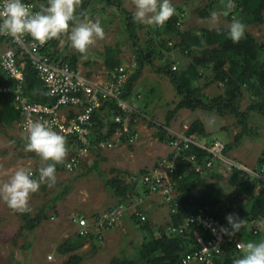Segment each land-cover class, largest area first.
<instances>
[{"label": "rangeland", "instance_id": "rangeland-1", "mask_svg": "<svg viewBox=\"0 0 264 264\" xmlns=\"http://www.w3.org/2000/svg\"><path fill=\"white\" fill-rule=\"evenodd\" d=\"M120 1L128 12L134 14L133 0ZM172 2L179 7H187V15L181 27L183 31L189 28L229 29L231 22L224 18L221 8L215 11L217 14L215 24L211 22V17L202 19L194 12L196 8L204 5L206 0L189 2L172 0ZM99 3L98 0L90 2L84 9V14L89 20H98L101 23L105 30L104 38L102 40L97 38L86 53H80L74 49L69 38L59 48L66 47L67 52L75 56V63L80 66V69H86L87 66L94 67L92 74L89 75L96 74L99 78H104L105 72L108 71V65L104 64L106 48H111L113 53L118 52L122 64L127 65L134 61V50L126 31L125 18L118 13L115 6H110L103 11ZM81 10L79 6L78 16ZM136 24L139 46L142 49L157 48L154 50L153 60L154 64L158 65L160 56L158 52H163V55L166 52L158 48L160 42L149 41L153 37L157 39L155 26L139 22ZM247 30L258 42L264 43V23L260 26H250ZM178 41V39L174 40L175 43ZM169 52L170 57L171 54L173 55L171 60L179 63L176 71H184L192 62V59L181 53L178 48H172ZM97 71L101 72L97 73ZM212 79L209 72H204L197 81L193 82L194 87L200 88L203 100L223 95L225 92V87ZM249 98L250 96L246 93L241 102L242 110L249 105ZM179 100L176 90L165 74L156 73L151 67H144L138 82L137 93L127 100L136 113L134 126L138 132V137L130 146L113 141L115 146L110 149L91 151L75 174L61 171L56 174V183L51 187L47 183L41 184L39 190L31 195L25 211L13 210L3 199H0V264H65L71 254L61 255L57 248L66 238L74 235L72 218L100 213L116 203L105 189L103 177L105 175L110 177L111 170H115L121 173L124 182L127 183L130 174L151 170L159 161L167 159L172 148L167 143L159 141L154 134L155 128L151 124H163L167 113L176 107ZM194 121L202 122L207 138L216 135L224 145L231 143L235 134L240 131V126L231 115L221 116L214 111L192 112L185 109L175 114L169 130L183 132ZM248 127L249 132L246 138L226 157L248 167H254L264 149V116L255 112L249 113ZM7 132L9 134H5L0 127V184L5 182L18 167L31 169L41 167V163L37 160L20 156L17 151H14L10 136L18 134L17 127L13 133ZM94 162H97L96 167ZM218 169L217 174H222V168L218 167ZM218 183L225 197L222 206L234 208L244 203L247 196L241 189L234 190L229 187L222 176ZM141 208L146 214V220L154 228L164 226L168 220V209L158 197L147 198L141 203ZM41 209L44 211V218L40 224L32 231L25 229L23 227L25 220L36 216ZM257 229V236L246 239L247 242L264 240V221L259 223ZM143 236L130 219L122 220L115 228L105 232L103 240L85 243L76 251V254L82 257L80 264H108L113 258L120 257L122 253L132 255L133 246L136 247ZM48 255L52 256L51 260L47 259Z\"/></svg>", "mask_w": 264, "mask_h": 264}, {"label": "trees", "instance_id": "trees-1", "mask_svg": "<svg viewBox=\"0 0 264 264\" xmlns=\"http://www.w3.org/2000/svg\"><path fill=\"white\" fill-rule=\"evenodd\" d=\"M24 1L35 4L37 8L47 6V0ZM92 1L86 0L80 4L82 10L79 16L81 13L84 14V9ZM189 1L192 0H185V2ZM98 2H100L99 6L103 11L107 10L110 6H115L118 9V13L125 18L126 31L129 39L132 41L136 67L124 86L121 98L127 101L132 96L144 67H151L156 73L165 74L171 81L180 100L176 107L167 113L163 124H151L155 128V136L160 142L168 144L167 129H170L175 114L180 110L185 109L192 112L204 110L208 112L214 111L221 116L231 115L240 126V131L235 134L231 143L224 146L223 155L225 157L228 156V153L248 135L249 113L255 112L264 116V43L258 42L247 30L250 26H260L264 23V0H236L237 7L240 8L236 19L246 26L245 37L239 43L232 41L229 29L227 28H189L183 31L176 25L178 16L175 13L163 26H155V37L157 39L153 36V38L149 39L150 42H160L158 48L166 52L164 55L163 52H158L160 54L158 65H155L153 60L154 50H157V48L142 49L139 46L136 21L133 19V14L123 7L122 2L120 0H98ZM220 8L221 0H206V3L196 8L194 12L200 18L205 19L211 17V14ZM178 9L183 10V7L178 6ZM224 18L229 22L233 20L229 15L225 14ZM175 39L179 41L175 43ZM168 42H172V46L169 47L167 45ZM49 47L54 48L51 56L55 60L67 62L72 68H76L75 56L69 54L66 47L59 49L58 40H51L48 44V49H50ZM172 48H178L181 53L186 54L188 58L192 59V62L184 71L171 70L174 61L170 59L169 51ZM165 56L166 60L163 61ZM104 62V64L108 65V71L122 64V61L119 59V53H113L111 48L105 49ZM204 72H209L213 78L212 80L225 87L223 95L206 98L205 100L201 98V90L194 87L193 82L197 81ZM24 76L27 95L33 102L53 103V99L49 97L36 73L29 65H26ZM3 82L9 83L5 80ZM246 93L250 96V102L245 110H242L241 102ZM103 109L104 112L101 113ZM126 115L130 116V125L134 126L135 111L131 113L122 112L114 102H105L102 108L93 113L92 119L97 124L92 128L90 152L94 150L100 151L101 149L98 148V144L110 140L117 133L120 126L114 123L113 117H124ZM19 121L20 115L12 108L11 102L4 98L0 99V127L5 134H9L7 131L13 133ZM183 134L187 137L195 136L199 140L207 138L206 129L201 121L191 123L183 131ZM10 138L14 144V151H17L20 156L37 160L41 163V167L46 166V163H51V161H42L35 152L26 151L27 139L20 134L11 135ZM119 142L131 145L125 134L119 137ZM173 155L174 151L171 150L167 159H171ZM189 155H194L196 161L201 165H204L211 159L209 153L195 146H190L176 158L174 170L169 175L170 179L175 182V190L178 193L176 199L178 207L174 213L168 211V220L165 225L156 228L147 220L139 222L134 215L129 216L126 214L123 220L130 219L136 229L144 236L136 247L133 246L134 251L132 255L122 253L120 257L113 258L108 264H173L179 261L189 251L190 240L183 236L169 237L166 234V227L170 225L180 226L200 206L211 208L214 214L226 226L230 225L226 219L229 214L238 216L241 219L247 220V222L250 220H260L264 215V190L257 187L252 189L250 183H245L240 187L247 196L243 204L234 208L222 206V203L225 202V197L218 183L220 177H224L227 185L233 188L236 181L242 175L241 171L235 168L227 171L221 161H215L211 170H204L202 174H198L191 169V165L186 160ZM94 163V167H96L97 162ZM262 164H264V149L261 151L256 165ZM218 167L222 168V174H217L219 173ZM39 169L40 166L33 169L34 177L37 179L39 178ZM62 170L61 163L56 164V174ZM148 171L143 170L141 173ZM111 172L112 175L110 177L106 175L103 177L105 189L115 199L116 203L127 204L126 194L128 192L133 193L135 184L128 187L120 172L115 170H111ZM132 175L130 174L129 177ZM97 214L95 213L91 216L94 217ZM43 218L44 211L41 209L36 216L25 220L23 227L32 231L40 224ZM245 236L246 239L254 237L249 232ZM92 240L97 239L92 235L86 238L76 235L69 236L57 248V251L61 255L71 254L65 264H80L82 257L76 254V251L83 247L85 243ZM242 255L243 253L238 251L227 252L223 256V264H232L234 259L240 258Z\"/></svg>", "mask_w": 264, "mask_h": 264}, {"label": "built area", "instance_id": "built-area-1", "mask_svg": "<svg viewBox=\"0 0 264 264\" xmlns=\"http://www.w3.org/2000/svg\"><path fill=\"white\" fill-rule=\"evenodd\" d=\"M86 0H81V3ZM3 0H0V4ZM33 11H39L35 4L25 2ZM173 3V2H172ZM176 8L177 27H182L187 15L185 10ZM221 10L231 19H236L240 8L236 0H221ZM69 34H61L58 38V47L68 39ZM34 40L30 35L14 38L7 34H0V99L11 102L12 108L20 115V121L16 124L18 134L27 139V124L29 121H47L55 131L63 135L67 141L68 155L61 163L62 171L75 174L90 154L92 128L96 121L92 119L95 111L103 107L105 102H114L122 112L131 113L132 106L121 98L124 86L134 72L136 63L121 64L111 71L105 72L104 78L95 79L88 76L87 69L82 70L78 66L72 68L69 63L55 60L51 54L54 50L48 44ZM167 45L172 46V42ZM60 49V48H59ZM63 49V48H62ZM166 60V56L163 61ZM29 65L36 73L42 87L47 91L52 104L33 102L25 89V68ZM177 67L173 65L172 71ZM9 83H4L3 81ZM104 112V109L101 113ZM114 123L120 127L117 133L107 141L98 144L101 150L115 146L113 141L119 142V137L127 135L131 144L138 137L135 126L130 125V116H114ZM168 145L174 151L171 159H163L157 166L146 173L132 175L128 187L135 184L133 193L126 194L125 203H116L96 216H75L71 223L74 226V235L86 238L94 236L101 241L106 231L115 228L125 215H134L139 222L146 221V214L141 208V203L149 197H158L170 213H174L178 207L175 190V182L169 175L174 170L176 158L190 146H195L211 155V159L204 165L196 161L194 155H189L186 160L191 169L198 174L204 170H211L215 161H221L227 171L233 168L241 171V176L236 181L233 189H241L245 183H250L252 189L264 190V164L248 167L236 160L223 155L224 144L218 136L199 140L195 136L187 137L183 132L177 133L169 129ZM33 171L34 175V170ZM264 221V215L260 220H250L245 228L234 236L225 235L221 228L230 225L223 224L219 217L208 206L197 207L180 226H167L166 234L169 237L183 236L190 240V249L179 261L173 264H223V256L230 251L241 252L236 247L237 243H246V233L253 236L258 234V225ZM242 253V252H241ZM52 259L51 255L47 256Z\"/></svg>", "mask_w": 264, "mask_h": 264}, {"label": "clouds", "instance_id": "clouds-1", "mask_svg": "<svg viewBox=\"0 0 264 264\" xmlns=\"http://www.w3.org/2000/svg\"><path fill=\"white\" fill-rule=\"evenodd\" d=\"M81 0H47V6L33 11L24 0H3L0 4V34L19 38L30 35L41 44L68 33L74 49L86 53L96 39H103L105 30L101 23L89 20L86 14L77 15ZM136 22L163 26L175 13L172 0H133ZM81 16L84 18L81 19ZM217 14H211V22L215 24ZM246 26L238 19L229 25V35L234 43L245 37ZM203 43V42H202ZM173 66V65H172ZM66 138L59 134L47 121H29L27 124V143L25 150L35 152L46 166L39 169V178H35L28 167L17 170L0 184V199H3L13 210L25 211L32 194L41 184L49 187L56 183V164L62 163L68 155ZM231 231L221 228L228 236H234L245 227L247 220L229 214L226 217ZM236 247L243 255L233 260L232 264H264V240L260 242H239Z\"/></svg>", "mask_w": 264, "mask_h": 264}, {"label": "crops", "instance_id": "crops-1", "mask_svg": "<svg viewBox=\"0 0 264 264\" xmlns=\"http://www.w3.org/2000/svg\"><path fill=\"white\" fill-rule=\"evenodd\" d=\"M186 8H187V7L184 6V7H183V10L187 11ZM172 56H173V55L171 54V57H170V54H169L170 59L173 58ZM172 61H173V60H172ZM174 65H175V66H178L179 63H178V62H174ZM76 66H78V65L76 64ZM78 67L80 68V66H78ZM84 68H85V67H84ZM93 68H94V67L87 66V67H86L87 70H86V69H82V68H81V69H82V70H86V71H87V74L89 75L90 73L92 74ZM107 70H108V68H107ZM100 72H101V71H97V73H100ZM141 74H142V73H141ZM89 76H91V77H93V78H94V77H95V78H96V77L99 78V75H96V74L89 75ZM140 76H141V75H140ZM139 79H140V77H139ZM139 79H138V81H137V83H136V85H135L134 92H133L134 94H132V96L135 95V93H137V88H138V82H139ZM160 204H161V203H160ZM161 206H162V205H161ZM162 208H164V207L162 206ZM164 210H165V209H164ZM91 215H92V214H91ZM91 215H87V216H86V215H82V216L90 217Z\"/></svg>", "mask_w": 264, "mask_h": 264}]
</instances>
